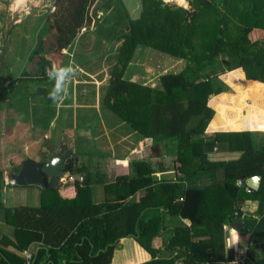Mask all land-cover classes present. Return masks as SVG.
Listing matches in <instances>:
<instances>
[{
  "label": "trees",
  "instance_id": "16d2710c",
  "mask_svg": "<svg viewBox=\"0 0 264 264\" xmlns=\"http://www.w3.org/2000/svg\"><path fill=\"white\" fill-rule=\"evenodd\" d=\"M102 2L53 0V10L43 17L26 62L37 60L40 71L34 78L44 79L48 54L62 53L83 29L92 28L99 37L104 24L113 25V30L103 35L122 43L107 103L141 134L150 156L172 157L183 176L176 180L154 179L150 164L134 162L129 178L119 177L106 184L102 174L96 178L93 165L84 166L78 163V155H73L75 161L68 159L63 170L69 176L83 174L82 181L74 183L75 197L45 206L15 207L12 237L0 236V264H110L119 239L143 241L164 233L165 214L179 217L189 225L173 228L163 245L168 257H161L152 243L143 244L151 257L141 264H218L232 259L234 252L225 249V220L245 222L242 233L249 234L250 242L241 264H264V142L258 144V134L248 130L205 134L214 115L208 98L227 90L220 79L222 74L235 73L239 94L227 96L229 102L238 99L239 104L252 96V107L264 109V85L257 83L264 84V0H188V10L163 0H139L137 19L129 17L121 0ZM101 7L107 12L102 21L97 15ZM203 8V18L213 16L210 12L218 8L216 23L221 27L222 20L226 21L224 25L233 22V30L231 35H225L219 27L208 30L202 35L209 34V43L203 41V54L195 55L188 39ZM47 35L52 36L53 43L45 46ZM142 43L186 59L187 63L177 73L161 74L158 88L123 80L131 54ZM236 69L242 70L247 80L234 72ZM21 74L0 89V102L14 95L18 80L33 79L25 70ZM220 144H226L227 150L238 152V156L216 157ZM219 170L222 183L213 184ZM5 176L0 171V189ZM253 176L260 177L257 191L248 194L236 185V181L245 184ZM97 186H102L105 195L100 203L89 200ZM138 190L143 194L130 200L129 196ZM210 190L229 198L231 207L226 214L220 215L214 209L216 203L207 196ZM248 199L256 202L253 215L241 210ZM32 244H37V248L29 259L17 254Z\"/></svg>",
  "mask_w": 264,
  "mask_h": 264
},
{
  "label": "crops",
  "instance_id": "0c3cea01",
  "mask_svg": "<svg viewBox=\"0 0 264 264\" xmlns=\"http://www.w3.org/2000/svg\"><path fill=\"white\" fill-rule=\"evenodd\" d=\"M99 1L102 2L103 0H98V2ZM121 2L131 19H137L139 17L140 14L139 4L137 5L136 8H134V10H132L133 12H130V8L127 4V1L121 0ZM33 4H37V3H33ZM19 9L24 10V14H25V16H23L21 19H25L28 16V14H30L29 10L31 8H26L24 6ZM97 15L100 21H102L107 16L105 11H99ZM42 19L43 17L40 19L41 22ZM8 33L4 35L2 38L3 39L8 38L9 37ZM110 35H112V33H110ZM99 39L100 36L98 37L96 35L94 29L92 28L86 30L83 29L71 44L72 46L71 45L69 46L71 47V51L69 52L70 55H69L68 63L71 66L75 65L74 67H76V69L78 70L76 75L78 76L76 77L74 83L70 84L69 95L62 103L57 104V103H53L51 99L47 101L43 97L37 98L32 96L33 99L34 98L37 99L36 101H34L36 107L42 109V116L40 120L45 121L48 120V118H50L51 122L53 123L55 122L59 125H62L63 129L68 128L69 132L72 131L69 133L71 134V138L61 134L51 136L52 138L47 139L45 142H43L45 146L41 149V153L46 151L49 152L52 151L54 147H56L58 142L62 140L65 144H67L68 149L72 151V154L74 156L78 155V163L84 166H88L89 164L93 165L94 169L96 170V175H97L96 178L98 179V176L102 174L103 182L106 184L114 182L119 177L129 178V176H131L133 173L131 165L134 162H137L138 165H142L146 163L150 164L152 168L151 174L154 179L176 180L178 178H181L183 176V172L177 168L178 165L176 163L174 164L172 157L150 156L149 148L144 145V139L141 137V134L137 130L133 129L127 122H125L119 116H117L108 105L106 98L107 91L110 80L114 75L115 66L117 65V54L122 42L115 41L112 45L110 44L108 48L106 44L108 43V41L110 42L111 40H109V38H107L105 35H103V37L100 40ZM79 43L82 44L81 47H83L81 53L78 52V47L80 46ZM138 47L139 46H137L133 54H131L130 59L124 69L122 79L143 86H148L150 88H158V81H159L158 77L161 74H159V76L158 75L151 76L153 67L149 62V58H148L149 56L145 57V56H141V54L139 55ZM1 49H3V47H0V50ZM107 49L109 50L107 51ZM95 50H97L99 54L97 57L92 59L91 55L94 54ZM2 52H0V55L2 54ZM64 52L65 50L62 53L52 52L48 54L46 58L48 61H50L52 57H55V60H58L60 59L61 55ZM35 63H39V62L37 60H34L30 63L26 62L27 65L25 71H27L28 75L33 79H35L34 77L40 71V65H39L38 72H35L36 71V69H34ZM1 69H3L5 72L0 74V89L4 88L10 81H13V78L9 76L8 71L6 72L5 67L2 66ZM48 70L50 69L49 68L46 69L44 76L45 78L48 77ZM234 71L242 72V70L240 69H236ZM177 72H173V73H177ZM248 81H252V80H248ZM257 83L264 85L263 83L260 82ZM234 86L236 90L234 89L233 92H228V85H227V90L225 92L217 96L211 95L208 98V104L213 109L214 115L211 122L209 123V125L205 130V134L210 135L214 132H219V131L238 132L242 130H248L258 134L259 137H256V142L260 144L264 142V131L258 130L259 126L264 124V113H262L264 112V109L258 110L252 107V101L254 99V97L252 96L247 97L244 101H242L239 104L237 103L238 99H235V103L229 102L227 96L230 95L235 97L239 94L237 92V84L235 83ZM38 88L44 89V87H39V86ZM242 94L243 93H240V96H242ZM11 97H13V95ZM212 99H216L214 103L211 102ZM222 99H224V101ZM8 102H9V98H6L2 102H0V104L6 106ZM217 104L220 105V107H217ZM5 110H7V108L5 109V107L3 108V110L2 109L0 110V119L4 116L8 117L7 115H9V117L12 118L13 111L8 110V114H7V112L3 113ZM90 110L93 111L92 115L93 114L95 115L94 120L92 121H90L89 118H87V115L89 114ZM83 123L85 124V126H82L80 128L79 124L82 125ZM91 123H94L95 125H100L94 137H104V140L107 139L108 141L112 142L111 145L113 146L112 149L113 151L110 152V153L114 152L112 158L109 157L108 159L106 154L105 155L102 154L103 155L102 157H104L102 160L104 166L101 165L100 161L96 160V158H98L99 156L96 157L95 159L93 157L92 162H90L91 160L90 161L88 160L89 158L88 154L85 152H80L79 150L82 145L81 143L85 139H88L87 137L89 136L87 131L85 130V127L86 125H89ZM10 132H11L10 129L5 127L3 134H10ZM219 147L220 148H218L215 153L216 157L218 158L231 159V158H236L238 156V152L228 151L226 144H220ZM11 161H12L11 164H13V157L11 158ZM21 162L16 167H19ZM76 176H78V178L80 177L82 178L83 174L78 173L76 174ZM222 179H223L222 172L219 170L216 172L214 176L213 184L215 183L221 184ZM5 184H7L6 181ZM66 188L69 194L71 195L69 196V198L75 197L77 193L75 186L73 185V188L72 186H67ZM71 188L73 190L72 194L70 193ZM142 194L143 191L138 190L132 196H129V199L130 200L138 199ZM104 196L105 195L103 193L102 186H97L96 192L94 193L93 197H90L89 200L94 203H100L104 199ZM207 196L209 201H213L214 203H216L214 205L215 206L214 209L218 211L220 215H224V213L226 214L228 209H230L231 207L230 200L223 193H219V192L216 193L213 190H210L207 192ZM84 198H85L84 201L86 202L87 198L86 197ZM255 208H256V202L248 199L243 202L241 210L245 215H249V214L253 215ZM233 222L243 223L240 232H238L240 238L239 243L232 249H226V245H225V249L232 250L234 253H236L237 250L239 249H244V248L246 249L250 240L248 233L247 234L242 233V230L245 226V222L241 220H236L232 222H228L227 220L224 221L222 228H223L225 240L230 235V232L226 231L224 226L227 225L229 228H231V224ZM188 225L189 224L187 221L182 220L179 217L169 216L165 214L164 233L160 234L159 236L154 235V239H146L148 241L146 240L142 241V239L141 241H137L131 237L119 239L116 249L113 252V257L110 264H141L149 260L151 255L144 246V245L149 246L150 245L149 243L153 244L152 245L153 249L160 251L161 257H168V253L163 251L164 242L170 236L174 227L188 226ZM200 235L202 239L205 238L203 234ZM36 248H37V244H32L27 251H24V253L30 255L32 253V250H35ZM120 251H122L124 257L120 256L119 260L114 262L116 253L119 254Z\"/></svg>",
  "mask_w": 264,
  "mask_h": 264
},
{
  "label": "rangeland",
  "instance_id": "374dc122",
  "mask_svg": "<svg viewBox=\"0 0 264 264\" xmlns=\"http://www.w3.org/2000/svg\"><path fill=\"white\" fill-rule=\"evenodd\" d=\"M126 1L130 8V12H133L132 10H134V8H136L139 4V0ZM33 3V0H28V3L25 7L31 8L29 10L30 14H28L25 19H21L23 16H25L24 10L18 9L16 11H12L11 8L13 5V0H0V47H3V49L0 50V52L3 50L2 54L0 55V74L5 72L3 69H1L2 66H4L6 72L8 71L9 76H11L13 80L20 78L22 76V71L26 70V58L34 46L36 33L42 24L40 19L53 10V0H39L37 4ZM170 4L176 5L174 2ZM100 10L102 11L103 8L101 7ZM213 11L214 12H210V14L213 16L206 18H203L204 14L206 13V8H203L200 11V15L195 23L194 30L188 39V45L190 48H192V52L195 55L203 54L204 42L207 43L208 41L209 43V34H202L207 33L210 29L215 30L217 27H219V25L216 23L218 21V17H215V14L220 16V12L218 11V8H213ZM224 22L226 21H220V31H223L224 29L223 33L225 35H227L228 32L231 35L230 32L233 30L232 24L234 23L228 22L224 25ZM244 26L245 25L241 27ZM9 30L10 33H8ZM110 30H113V25L104 24L99 30L100 39L103 37V34L111 32ZM7 33L9 34V37L3 39L2 37ZM217 35L221 37L220 34ZM44 42L45 46L51 45L53 43L52 36H45ZM114 42L115 41H108L106 44L107 47L109 48L110 44L112 45ZM81 45L82 44H80L78 47V52L80 53L82 52L83 48ZM138 46L139 55L141 54V56L145 57L149 56V62L153 67L151 76H159V74H164L166 72H179L180 69H182L187 63L186 59L176 58L167 53L161 52L158 49L150 48L146 44L142 43ZM108 50L109 49H107V51ZM70 51L71 47H68L58 60H55V57H52L53 59L51 58L49 61L48 68L51 69L53 65L58 68L69 66L70 64L68 62ZM98 54L99 52L95 50L94 54L91 55L92 59L97 57ZM72 66L74 67L75 65ZM74 68L76 72L70 84H73L76 80V77L78 76L76 75L78 70L76 67ZM237 73H241L243 75L241 71ZM234 74L228 72L220 76V79L228 85V92H233L235 89L234 85L236 82L234 81ZM38 86L44 87L47 95H49L53 88V82H51L48 77L45 79H31L28 81L18 80L16 91L13 97L9 98V102L6 104V106L0 104V110H3L4 107L5 109L7 108V110H5L3 113L7 112L8 114V110L13 111L12 118L9 117V115H7L8 117L3 115L4 117L0 119V171H2L5 175L9 172L18 170V167L16 166H18V164L25 159H32L34 161L39 159L38 155L40 154L41 149L45 146L43 142L52 138L51 136L61 134L71 138V134L69 133L72 131L69 132L68 128L63 129L62 125L51 122L50 118L45 121L40 120L42 116V109L36 107L34 101L37 99L32 98V95L35 93L36 89H38ZM92 112L93 111L90 110L89 114L87 115V118H89L90 121L94 120L95 117L94 114L92 115ZM79 126L81 128L82 126H85V124H79ZM5 127L10 129V134H3ZM99 127L100 125H95L94 123L86 125L85 130L89 136L87 137L88 139H85L81 143L82 145L79 150L80 152L87 153L91 159V162L93 157L95 159L99 156L96 158V160L100 161L101 165L104 166L102 162L104 157H102V154H106L109 159V157L112 158L114 152L110 153L113 151V146L111 145L112 142L108 141L107 139L104 140V137H94ZM12 157L13 164H11ZM75 177L78 178V176ZM68 186H72L73 188V185ZM72 188L70 191L71 194L73 193ZM69 196L71 195L69 194L66 186L63 185L55 190H49L46 188H41L36 184L27 186L5 184L0 189V202L2 203V207H0V235L3 234L8 238L12 237V211L15 207H39L54 203L56 204L61 200L74 198H69ZM33 251L34 250H32V252ZM17 254L21 258H25L27 253L18 252ZM120 256L124 257L122 251H120L119 254L116 253L114 262L118 261Z\"/></svg>",
  "mask_w": 264,
  "mask_h": 264
},
{
  "label": "water",
  "instance_id": "95a60500",
  "mask_svg": "<svg viewBox=\"0 0 264 264\" xmlns=\"http://www.w3.org/2000/svg\"><path fill=\"white\" fill-rule=\"evenodd\" d=\"M34 69H36L35 72H38L39 63L34 64ZM32 96L37 98L43 97L47 101L50 100L49 95H47L46 90L43 88L36 89ZM71 158L75 161L72 151L68 149L67 144L60 140L56 145L54 152L47 154L43 160H23L19 166L18 172L12 171L6 174V182L10 185L20 186L36 184L41 188L55 190L60 187L62 181L67 178L68 174L63 170V166L67 160ZM245 185L250 189L257 191L260 185V177L253 176L248 178L245 181ZM242 226L243 223L241 222H233L231 224V227L235 228L238 232H240Z\"/></svg>",
  "mask_w": 264,
  "mask_h": 264
},
{
  "label": "clouds",
  "instance_id": "9594fccd",
  "mask_svg": "<svg viewBox=\"0 0 264 264\" xmlns=\"http://www.w3.org/2000/svg\"><path fill=\"white\" fill-rule=\"evenodd\" d=\"M34 3H38L39 0H33ZM173 0H164V3H172ZM177 6L183 7L185 10L190 8L188 0H174ZM28 0H13L11 10L16 11L17 9L26 6ZM75 68L71 65L67 67H53L48 70V78L53 82V88L49 94V98L53 103H62L69 95V84L75 76ZM259 131H264V124L260 125ZM225 230L230 232V235L225 240L226 249H232L239 243V233L235 228H229L227 225L224 226ZM235 264V262H233Z\"/></svg>",
  "mask_w": 264,
  "mask_h": 264
},
{
  "label": "built area",
  "instance_id": "2783aa9c",
  "mask_svg": "<svg viewBox=\"0 0 264 264\" xmlns=\"http://www.w3.org/2000/svg\"><path fill=\"white\" fill-rule=\"evenodd\" d=\"M78 180L79 182L82 181V178H75L74 176H67L66 179H64L62 181V184H69V185H74L75 181ZM236 185L238 187H243L246 193H251V190L249 187H247L242 181L238 180L236 181ZM236 215V213H234ZM30 255H26V259H29ZM246 259V249H239L237 250L236 253H234V257L232 259H226L218 264H233V262H235V264H240L242 263L244 260Z\"/></svg>",
  "mask_w": 264,
  "mask_h": 264
},
{
  "label": "flooded vegetation",
  "instance_id": "af4514ba",
  "mask_svg": "<svg viewBox=\"0 0 264 264\" xmlns=\"http://www.w3.org/2000/svg\"><path fill=\"white\" fill-rule=\"evenodd\" d=\"M55 148L56 147H54V149L52 150V151H46V152H40V154L38 155L40 158L39 159H37L36 161H41V160H43L45 157H46V155L47 154H50V153H53L54 152V150H55ZM18 170H19V167H18ZM18 170H16V171H14V172H18ZM46 179V178H45Z\"/></svg>",
  "mask_w": 264,
  "mask_h": 264
},
{
  "label": "bare ground",
  "instance_id": "6f19581e",
  "mask_svg": "<svg viewBox=\"0 0 264 264\" xmlns=\"http://www.w3.org/2000/svg\"><path fill=\"white\" fill-rule=\"evenodd\" d=\"M174 2V1H173ZM175 3V2H174Z\"/></svg>",
  "mask_w": 264,
  "mask_h": 264
}]
</instances>
